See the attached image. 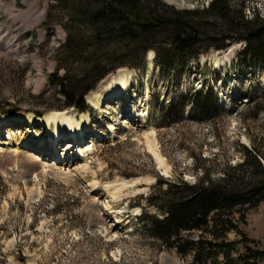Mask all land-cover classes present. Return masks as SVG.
I'll return each instance as SVG.
<instances>
[{
  "label": "rangeland",
  "instance_id": "374dc122",
  "mask_svg": "<svg viewBox=\"0 0 264 264\" xmlns=\"http://www.w3.org/2000/svg\"><path fill=\"white\" fill-rule=\"evenodd\" d=\"M162 1L202 10L212 0ZM237 1L249 18L254 12L264 18V0ZM66 15L50 0H0V118L10 119L0 125V264H191V254L180 257L153 241L138 217L144 209L155 212L147 198L159 179L195 183L202 170L219 177L226 165L244 161L246 149L264 157V66L244 68L239 54L245 45L234 41L163 75L150 51L144 69L124 66L103 79L86 97L87 111H62L77 121L89 117L92 132L79 148L62 141L57 154L42 127L30 128L25 118L41 119L56 112L45 111L49 107L63 106L48 85L60 61L73 75L85 70L58 54ZM123 54L111 56L112 64L130 63ZM88 55L83 63L97 60ZM118 70L131 74L129 100H106L100 109L89 103ZM196 90L213 93L224 112L196 121L189 105L185 120L176 123L159 109ZM245 220L241 233L228 235L236 242L230 264H264L248 250L264 252V202ZM226 262L219 256L210 264Z\"/></svg>",
  "mask_w": 264,
  "mask_h": 264
},
{
  "label": "trees",
  "instance_id": "16d2710c",
  "mask_svg": "<svg viewBox=\"0 0 264 264\" xmlns=\"http://www.w3.org/2000/svg\"><path fill=\"white\" fill-rule=\"evenodd\" d=\"M50 1L67 13L66 41L58 54L72 63L80 62L85 70L73 75L60 61L61 67L49 76L48 85L54 89L55 96L62 97L63 106L45 111L72 108L87 111L86 96L103 79L124 66L144 69L150 51L156 53V65L163 75L172 74L179 65L187 69L203 53L210 49L225 50L234 41L245 45L239 54L244 68L264 66V18L255 12L249 18L245 4L237 0H212L202 10H179L162 0ZM88 43L93 46V53L88 51ZM119 52L124 53L125 59L131 58V62L112 64L110 57ZM88 54L97 60L83 63ZM189 105L191 117L196 121L210 120L214 112L223 111L213 93L198 90L159 109L167 111L172 122L179 123L185 120ZM261 158L264 160L255 150L246 149L244 161L235 166L226 165L219 177L202 170L195 183L182 178L159 179L147 198L148 207L155 212L144 209L139 222L161 246L180 257L191 254V264H210L219 256L232 263L236 242L229 241L228 235L241 233L239 225L246 222V213L264 202ZM248 250L251 259L264 257V252Z\"/></svg>",
  "mask_w": 264,
  "mask_h": 264
},
{
  "label": "bare ground",
  "instance_id": "6f19581e",
  "mask_svg": "<svg viewBox=\"0 0 264 264\" xmlns=\"http://www.w3.org/2000/svg\"><path fill=\"white\" fill-rule=\"evenodd\" d=\"M149 58L150 60H152L153 53L149 54ZM228 58L229 57L227 56L225 59L228 61ZM130 75L131 74L129 73V71L118 70L116 74L110 76L107 79V81L102 85V87L97 92L92 93L88 97L89 103H91L96 108L100 109L102 106V103L106 100L116 101L119 97H122V96H124L123 100L125 101L129 100L128 95L126 93V88L129 85L128 81H129ZM25 119L27 121V126H29L30 128H33L34 126H37V125L42 127L44 137L48 138L50 142L49 144L51 145V147L50 146L49 147L52 149V152L54 153L58 152V147L60 143L64 140L66 141L69 140L71 142V143L69 142L66 144L68 147L72 148L73 146H77L79 148V145L81 146L84 140L87 139V134L92 132V129L90 127V118L85 115L81 117L80 121L75 120L68 113H65V112L64 113L63 112L48 113L47 115H45L44 118H41V119L35 118V117H27ZM9 120L10 119H7V118L4 119L1 117L0 125L2 126L10 125ZM7 135L9 136L10 134L7 133ZM21 144L22 143H20V145ZM88 152L89 150L85 149L81 151V154L86 155ZM154 155L157 158V160L162 164L163 161L161 157L155 152H154Z\"/></svg>",
  "mask_w": 264,
  "mask_h": 264
}]
</instances>
